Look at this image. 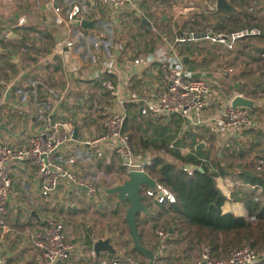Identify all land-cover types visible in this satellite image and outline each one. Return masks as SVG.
I'll list each match as a JSON object with an SVG mask.
<instances>
[{
  "label": "crops",
  "instance_id": "1",
  "mask_svg": "<svg viewBox=\"0 0 264 264\" xmlns=\"http://www.w3.org/2000/svg\"><path fill=\"white\" fill-rule=\"evenodd\" d=\"M194 1L200 5L199 11L191 12L185 16L196 18L198 22L197 28L189 24L185 26L184 30H181V24H178L176 27L175 23L179 20V17L185 16H178L175 19V23H173L172 19H169L171 12L167 16L165 12L157 11L158 9H162L164 5L176 6V2L173 0L153 1L154 5L160 4L159 8H152L153 2L142 4L140 6V18L126 15V23H122V26L125 24L126 31L130 34L129 38H135V42L130 43L131 47L129 49L127 48L128 45L124 44V51L122 53L128 55L130 50L129 56L133 58L140 53L147 54L153 51L157 43H155L156 36L152 35V30L156 27L159 31L177 28L175 29L177 33L183 31L182 34L179 32V35H189L187 31L189 32L191 27L194 30L199 29L200 34L206 30H212L216 33L227 32L217 29L219 19L220 21L223 19L227 21V16L224 13L234 14L239 11L238 8L235 9L232 5H230L232 7L231 12L220 11L217 8L212 12L207 9L203 11L201 9L205 5L204 1L211 5L216 4V1ZM66 2L67 0H0V22L8 24L11 28V39L7 42L0 39V102L4 99V103L0 105V144L22 145L28 135L36 134L44 127L58 123H68L73 129L76 128V141L78 142L83 139L84 135L96 137L102 134V123L108 117L111 107L110 97L99 89V84L96 81L74 80L72 86L77 88V91H72V89L65 90V78L59 59L56 56L61 31L53 23L51 8L55 4L65 11L67 9ZM245 3L244 10L251 18L249 24H254L252 28L260 29L262 32L264 12L258 10V5L254 4L253 0H246ZM156 12L162 13L159 18L156 17ZM220 12H224L223 15ZM104 17L105 15L102 12H100V17L91 13L90 17H85V21L93 22L94 28L89 30L80 27L77 30L96 45L100 40L97 39L94 32L98 30L99 24H102ZM22 19L25 21V24L17 27L16 23ZM183 19H180L179 23ZM142 20H146L150 27L148 28L142 23L143 27H139L137 21L141 22ZM202 21L206 22V24H202ZM227 22L230 26H234L232 22ZM242 22L244 21L242 20ZM134 24L137 26L135 29L133 28ZM137 29L142 30V35L150 37L147 38L146 43L140 42V35H135ZM243 29H236V31ZM2 30L3 28L0 27V37ZM171 30L169 34L170 38H172ZM101 41L107 42V40ZM250 42V45L246 44L242 47L243 53L239 52L243 44L238 45L236 51L239 53H237L223 51L207 42L201 41L177 45V52L181 56L184 66L189 71L203 70L206 67H210L209 69L216 67L218 69L217 65L222 67L219 69L226 71L232 68L230 63L240 64L245 62L244 58L241 57L245 55V51L252 53L254 52V48L262 46V43L260 44L256 40ZM78 56L81 59L86 57V54H81L80 47H78ZM120 56L118 55L117 57L120 58ZM246 60L248 61V59ZM208 62H210V66H207ZM228 66L229 68H227ZM231 72L232 70L228 72L227 77L235 78L234 69L232 74H230ZM244 72L245 70H242V73ZM12 78L17 80L14 82L15 85H13ZM209 78L212 77L210 76ZM213 79L215 78H212L211 81L214 83ZM262 80H264V76H262ZM27 82H36L35 89L33 87L25 88ZM217 82L218 88L227 90L228 96L237 92L234 90L236 80L228 87L221 86L222 80L218 79ZM214 84V87H217L216 83ZM157 86L163 88L160 76L153 68L147 69L142 77L134 78L131 82L132 92L141 97L153 95ZM47 89L54 90L58 94V97L50 98L47 94ZM64 91L66 95L63 96L61 93ZM33 93H35V98ZM40 104L47 106V109L38 110L37 105ZM126 114L127 118L128 116L130 118L135 117L144 122L145 127L146 123L150 122V120L156 126H164L165 122H168L170 119H152L147 114L146 109L140 104H128ZM211 135V132H199V136L206 137V140H208V137L211 138L208 145L213 144V135ZM187 144L183 148H180L183 155H187L190 152ZM169 146L173 147L172 144ZM94 152L95 150L92 146H80L77 142H68L55 156L59 163L64 164L66 168L73 171L79 181L96 184L100 187L101 192L91 199L86 197L84 190H79L63 181L54 194L47 200H44L39 193V183L35 179L31 166L27 162H15L12 164V181L6 204V215L2 222H0L1 252L6 258L7 264H41L35 252L28 244V234L37 226H41L47 217H53L64 223L67 232L71 234V239L74 237V242L79 243L83 246V249L87 250L92 249L93 242L98 239L107 238L109 236L106 235L107 233L111 232L114 228H118V234L121 236L120 239L113 238L111 235V237L109 236L111 244L117 251L116 255L131 256L138 260L145 259L132 252L133 245L130 240V234L128 238L127 235L125 237V231H128V229L127 225L126 228L122 226L124 223L120 219V216L122 211L125 214L129 204L127 202L120 203L117 201L116 196L105 194L106 190L123 183L127 175L118 166L113 156L106 155L103 158H99L94 156ZM228 180L234 183L232 177L223 176L216 179V186L225 197L222 212L231 213L235 217H246L247 211L245 206L242 202L236 200L239 193L234 195L237 197H233L232 195L235 187L233 186L232 190L231 188H226ZM146 189L147 187L142 186V193ZM76 191H78L80 196L76 194ZM88 200H91L92 203L88 204ZM94 204L96 212H99L98 219L100 218L103 221L100 224L103 230L101 235L97 234V230L94 229ZM109 204H113V209L112 206H107ZM57 206L61 208L57 210ZM66 208H69L71 212L67 213ZM105 209L107 212L102 213L101 210ZM113 210L116 211V215L112 213ZM144 214L141 213L140 220L147 222L150 218ZM71 221H74V224L67 226V223L70 224ZM86 225L90 226V228L86 229ZM71 230H73V234ZM138 230L140 231L139 228ZM75 231L77 234H75ZM170 240L167 242L165 248L166 253H171V250L176 249V246ZM142 243L144 247L151 251L154 250V239L152 242L151 236L147 233H142ZM110 256L105 253L101 254L99 258L108 259ZM73 261L77 262V264L82 263L76 260ZM84 264L91 263L84 262ZM94 264L96 263L94 262Z\"/></svg>",
  "mask_w": 264,
  "mask_h": 264
},
{
  "label": "built area",
  "instance_id": "2",
  "mask_svg": "<svg viewBox=\"0 0 264 264\" xmlns=\"http://www.w3.org/2000/svg\"><path fill=\"white\" fill-rule=\"evenodd\" d=\"M152 1L154 0H67L65 11L55 4L51 8L53 23L61 31L56 56L65 78V90L77 91V88L72 86L74 80L96 81L99 89L110 97L111 107L108 117L102 123V134L99 136L84 135L83 139L78 142L77 139H73L74 129L71 125L58 123L44 127L36 134L28 135L22 145L0 144V222L6 215V204L12 181L11 166L15 162H27L31 166L35 179L39 183V193L44 200L51 197L63 181L79 190H84L88 199L96 197L101 192L99 186L79 181L71 169L56 160V153L68 142L94 147V156L99 158L106 155L113 156L126 175L130 172H145L152 156L142 151L136 152L123 131L128 104L142 105L147 114L155 120H166L171 116L178 117L182 122L180 134L192 131L211 132L219 150L229 139L244 140L243 133L246 131L264 130V114L255 117L256 115L252 116L245 108L231 107L230 102L233 97L246 96L237 92L231 96H224L221 89H214L215 84L211 79L226 81L230 69L223 71V74L217 73L216 76L212 73V78H209V73L204 70H187L177 52V45L193 41L207 42L217 49L235 52L238 45L259 37L262 33L260 29L251 28L220 33L206 30L198 35L192 33L179 35L173 28L172 38L169 39L166 34L154 28L152 32L157 42L155 49L147 54L140 53L134 58H128L122 53L124 43L108 40L107 42L98 41L94 45V42L77 30L81 27V22L85 21V17H90L91 13L100 17V12H102L105 15L102 22L103 29L108 34L121 33V18L126 15L140 18V6ZM173 1L176 2L177 7L172 18L173 23L178 16L199 11L200 5L194 0ZM203 3L205 5L201 10L215 11L216 4L211 5L205 1ZM253 3H256L258 8L264 12V0H253ZM24 24L23 19L16 23L17 27ZM0 27L3 28L0 39L5 42L9 41L11 39L10 26L1 21ZM84 45L86 57L81 59L78 56V47L81 52V47ZM116 55L121 56L119 58ZM149 68H153L159 74L163 88L157 86L153 95L141 97L132 92L131 82L134 78L142 77ZM216 70L221 71L219 68ZM11 80L15 85L14 82L17 80L14 78ZM35 86L36 82H27L25 88L35 89ZM216 86L218 87L217 84ZM47 94L50 98L58 97V94L51 89H47ZM61 94L64 96L66 92ZM33 95L35 98V93ZM3 103L4 99L0 105ZM257 104V108L264 110V96L257 101ZM37 108L41 111V109H47V106L40 104ZM194 144L200 145L201 140L195 137ZM203 163L210 171H215L212 163L208 161ZM257 170L264 172L263 160L258 162ZM183 171L188 174L192 172L186 167H183ZM231 186L232 183L227 182L226 188H231ZM142 195L157 204L175 202L174 196L156 182L154 188H147ZM254 200L257 201L256 198ZM249 221L254 222L255 219L250 217ZM89 228L90 226L86 225V229ZM70 235L64 223L53 217H47L41 226L30 231L28 244L41 264H73V260L91 264L94 262L96 264H156V259L164 255L169 236L164 228L154 230L155 245L152 250L154 259L150 263L147 259L138 260L131 256L121 255L108 259H96L92 249L88 250L90 259H85L87 256L83 253V246L75 243V238L71 239ZM261 259H264V253L260 255L248 246L231 251L225 256H217L209 246H204L194 264H256ZM0 264H7L1 252V238Z\"/></svg>",
  "mask_w": 264,
  "mask_h": 264
},
{
  "label": "trees",
  "instance_id": "3",
  "mask_svg": "<svg viewBox=\"0 0 264 264\" xmlns=\"http://www.w3.org/2000/svg\"><path fill=\"white\" fill-rule=\"evenodd\" d=\"M228 2L239 10L234 14L223 12L227 16V21L232 22L234 26H230L224 19L222 21L219 19L217 29L227 32L245 27L251 29L254 24H249L251 18L244 10L246 0H228ZM178 24H181V30H184L185 26L189 24L192 27H198L197 19L194 17H187L180 23L178 21L175 26L177 27ZM137 25L143 27L140 21H137ZM192 27L189 32L187 31V34L198 35L201 33L199 29L194 30ZM263 31L264 25L261 35L252 39L262 43L261 47L254 48V52L258 54L257 58L251 56L249 51L244 52L248 59L261 64L256 70L257 75L259 74L258 78L256 75L251 76L249 72L245 71L240 76H248L244 79H248L251 85L245 84L242 80L237 81L234 86L237 93L256 101L264 96V80H262V76H264ZM179 32L180 34L183 33V31ZM252 40L250 39V41ZM250 41L241 45L240 53H243L242 47L244 45L251 44ZM256 113L264 114V110L258 107L250 111L252 116ZM144 124L137 118L128 116L123 131L136 152L142 151L152 156L150 165L145 168V173L158 185L167 189L175 198L173 204L167 202L157 204L144 198L147 210L144 215L156 222L163 220L167 227L164 229L169 234L168 241L171 239L170 242L172 241L176 247L179 243L183 244L182 250L183 247L190 250L193 242L196 245L209 246L215 255H219V253L228 254L246 244L256 253L263 254L264 172L257 170V167L260 160L264 161V147L261 150V144L258 142L259 137H264V130L246 131L243 133V137L247 133H253L256 134L257 138L253 136L250 139L244 137V140L229 139L219 150L212 135L213 144L208 145L211 138L208 137L206 140V137L199 136L198 131L179 134L181 120L176 116H171L164 126H156L151 120L146 123V127ZM149 129H151L150 134H148ZM195 137L202 141L200 145L194 144ZM186 143H188L190 152L183 155L180 148L186 146ZM170 144L173 147L170 148ZM258 146L259 149H256ZM196 147L200 149H196ZM204 161L212 163L215 171H210L204 165ZM183 167H196V169H192L191 174H188V172L183 171ZM223 176L232 177L234 183L232 182L231 190L233 186L235 187L232 195L237 197L234 195L239 193L236 200L245 206L246 217H235L222 212L225 197L217 188L216 179ZM228 182L230 181L228 180ZM252 187L255 188L252 189ZM255 198L257 201L254 200ZM112 213L116 214V211L113 210ZM140 216L141 213L136 216L137 229L139 228ZM250 217H253L255 221L250 222ZM124 224H126L125 220ZM138 232L140 242L143 245L142 233L139 230ZM132 252L140 256L133 247ZM113 257L110 256V258ZM162 261L163 256L156 259V264ZM256 264H264V259Z\"/></svg>",
  "mask_w": 264,
  "mask_h": 264
},
{
  "label": "rangeland",
  "instance_id": "4",
  "mask_svg": "<svg viewBox=\"0 0 264 264\" xmlns=\"http://www.w3.org/2000/svg\"><path fill=\"white\" fill-rule=\"evenodd\" d=\"M153 5L151 6L152 8H159L160 7V4L159 5H154V2L152 3ZM170 5V4H169ZM150 9V8H149ZM176 9H177V7L176 6H166V5H164L163 6V8L162 9H158L157 11H162L163 13L165 12V14L167 15V16H169V12H171V16H170V18L169 19H172L173 18V16H172V13H175V11H176ZM258 9V8H257ZM170 10H172V11H170ZM258 10H260V9H258ZM261 11V10H260ZM262 12V11H261ZM221 13V15H223V12H220ZM162 13H159V12H156V17L157 18H159L160 17V15H161ZM188 16H185V17H180V18H187ZM180 18H179V20H180ZM125 20H126V16H123L122 18H121V21L120 22H122V23H126L125 22ZM178 20V21H179ZM171 21V20H170ZM177 21V22H178ZM176 22V23H177ZM208 22H210V20H208ZM202 24H206V22H203L202 21ZM156 25H158V24H156ZM122 26V25H121ZM158 26H160V25H158ZM99 28H98V30H96L94 33H95V35H96V37H97V39L98 40H112V42H121V43H124V44H126V45H128V49L131 47L130 46V43H132V42H135V38H129L130 37V34L129 33H127V31H126V26H125V24H124V26H122L121 27V33L120 32H118L117 34H116V32H111L110 34H108V32H106L104 29H103V27H102V24H99V26H98ZM137 26L134 24L133 25V28L135 29ZM157 27H156V31H157ZM175 29H177V28H175ZM170 30L171 29H165V30H163V31H161V33L162 34H166L167 36H168V38L169 39H171L170 38ZM177 31V30H176ZM235 31V30H234ZM141 32V33H140ZM98 33V34H97ZM140 33V34H139ZM127 34H129V35H127ZM132 34V33H131ZM135 35H140V37H139V40H140V42H143V43H146V40H147V38H150L149 36H146V35H142V30H139V29H137V33L135 34ZM153 35V34H152ZM256 42H259V40H256ZM155 43H157L156 41H155ZM246 43V42H245ZM157 45V44H156ZM113 46H114V44H113ZM81 52H82V54H85L86 53V48H85V45L83 46V47H81ZM130 50H129V52H128V57L129 58H132V57H130L129 56V54H130ZM250 55L251 56H253L254 58H257V56H258V54H257V52H252V53H250ZM242 58H244V61L246 62H244V63H240V64H233V63H230V65H232L231 67L232 68H230V70H232V72L230 73V74H232L233 73V69H234V75L236 76L235 78H230V77H226V79L228 80V81H222L223 83L221 84V86L222 87H228V86H230L231 84H233V82H235V80L236 81H238V82H240V81H244V83L245 84H249V85H251V82L248 80V79H244V78H246V77H248V76H244V77H242V76H240L241 74H242V70H245L246 72H249V74L252 76V75H256V77L258 78V76H259V74L257 75V72H256V70H257V68L261 65L260 63H257V62H255V61H253L252 59H248L245 55L244 56H241ZM134 58V57H133ZM248 59V61L246 60V59ZM212 61V60H211ZM210 61V62H211ZM243 61V60H242ZM210 62H208V64H207V66H210L209 65V63ZM218 66V68H220L221 66L220 65H217ZM210 68V67H209ZM208 67H206V68H204L203 70L206 72V73H209V75L211 76L212 75V73H214V76H216L215 74H217V73H220V74H223V69L221 70V71H218V70H215L216 69V67H214V69L212 68V69H209ZM222 68V67H221ZM224 68V67H223ZM227 68H229V66L227 67ZM238 70V72H236ZM213 81H214V83H218L217 82V80L216 79H213ZM214 89H217L218 90V87H214ZM229 89V88H228ZM235 90V89H234ZM221 91H222V93L224 94V96H226V95H228L227 93V90H225V89H221ZM256 116L255 117H260V115H262V114H259V113H256L255 114ZM151 133V129H149V132H148V134H150ZM253 136H255L256 138H257V136H256V134H253V133H247L244 137L245 138H247V139H250L251 137H253ZM258 142H260V144H261V146H260V148H261V150L263 149V147H264V137L262 138V137H259L258 138ZM248 141V140H247ZM256 149H259V146L258 147H256ZM92 185H96V184H92ZM98 186V185H97ZM77 193L76 194H78V191H76ZM78 196H80V194H78ZM91 204L92 203V201L91 200H88V204ZM113 204H109V205H107L108 207H111ZM61 207H59V206H57V210L58 209H60ZM112 209H113V206H112ZM66 211H67V213H70L71 211L69 210V208H66L65 209ZM101 212L103 213V212H107V210L105 209V210H101ZM98 214H99V212H96V206H95V204H94V229L95 230H97V234H99V235H101L102 234V232H103V230H102V228H101V226H100V224L101 223H103V221L102 220H100V218L98 219ZM114 215H116V214H114ZM103 216V215H102ZM121 218V220H123V223H124V214H123V211L121 212V216H120ZM74 224V221H71V223L69 224V223H67V226H70V225H73ZM138 225H139V229H140V231H141V233H147L148 235H150L151 236V241L153 242V239H154V243H155V237H154V235H153V232H154V230L156 229V228H166L167 229V227H166V224L164 223V221L163 220H160V221H155V220H151V219H148V221L147 222H145L144 220H140L139 222H138ZM99 226H100V228H99ZM122 226H124L125 228H126V224H122ZM123 227V228H124ZM124 231H125V229H123ZM127 230V229H126ZM72 231V232H71ZM70 232L73 234V230H71ZM118 232H119V230H118V228H114L111 232H109V233H107L106 235H111L113 238H118V239H120L121 238V236H119V234H118ZM75 234H77V232L75 231ZM126 235H127V238L129 237V233H128V231H125V237H126ZM108 236V237H109ZM110 236V237H111ZM72 239H74V237L72 238ZM181 246H183V244H181V243H179V245L176 247V249L175 250H171V253H166V252H164V260L161 262L162 264H169V263H172V264H192L194 261H195V259H196V257L200 254V252H201V249L204 247V246H206V245H196V244H194L193 242H192V246H191V249L190 250H186V249H184V247H183V250H182V248H181ZM243 246H248V245H246V244H243L241 247H243ZM240 247V248H241ZM240 248H238V249H240ZM83 250V253L87 256L85 259H90V257H89V255H88V250L87 249H82ZM183 251V252H182ZM226 254H222V253H219V255H217V256H225ZM84 259V260H85ZM73 262V264L75 263L74 261H72ZM68 264H70V263H68ZM79 264H84V262H82V263H79Z\"/></svg>",
  "mask_w": 264,
  "mask_h": 264
},
{
  "label": "water",
  "instance_id": "5",
  "mask_svg": "<svg viewBox=\"0 0 264 264\" xmlns=\"http://www.w3.org/2000/svg\"><path fill=\"white\" fill-rule=\"evenodd\" d=\"M216 8L220 11L231 12L232 7L227 2V0H215ZM142 24L150 27L146 20L141 21ZM80 26L83 29L92 30L94 28L93 22L82 21ZM264 35V31H263ZM231 107L233 108H245L249 111L257 108V101L252 100L242 96H235L231 99ZM73 139H77V129L73 130ZM203 146V144H202ZM196 149H200L196 147ZM188 169L194 170L196 167H191ZM199 171H201L199 169ZM145 186L148 189H152L155 186V181L151 179L145 172H130L127 174V178L119 186L108 189L105 191L106 195L116 196L118 202H127L129 204L128 208L124 214V220L127 225L128 232L130 234V240L133 245L134 250L143 258L147 259L150 263L153 262L154 253L144 247L139 238V232L136 227V216L140 213H146V206L144 204V197L142 195L141 187ZM92 251L94 252L95 258L98 259L101 254H108L111 256L116 255L117 251L111 244L110 237L105 239H98L92 244Z\"/></svg>",
  "mask_w": 264,
  "mask_h": 264
}]
</instances>
